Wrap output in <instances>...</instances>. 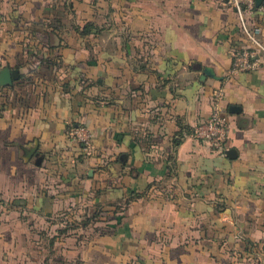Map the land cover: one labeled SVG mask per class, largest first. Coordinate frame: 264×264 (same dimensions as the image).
<instances>
[{
    "label": "crops",
    "instance_id": "0c3cea01",
    "mask_svg": "<svg viewBox=\"0 0 264 264\" xmlns=\"http://www.w3.org/2000/svg\"><path fill=\"white\" fill-rule=\"evenodd\" d=\"M248 44L223 0H0V264H264ZM220 88L225 153L194 138Z\"/></svg>",
    "mask_w": 264,
    "mask_h": 264
},
{
    "label": "built area",
    "instance_id": "2783aa9c",
    "mask_svg": "<svg viewBox=\"0 0 264 264\" xmlns=\"http://www.w3.org/2000/svg\"><path fill=\"white\" fill-rule=\"evenodd\" d=\"M223 4L226 9L236 12L240 35L249 43L234 52L229 74L236 75L264 69V30L255 18L259 13L264 12V0L259 6L256 0H223ZM2 63L0 56V69ZM224 97L225 91L222 88L213 92L210 115L194 130V138L216 153H225L227 150L229 123L222 107ZM69 135L83 145V151L87 156L94 153L93 134L87 126L72 128Z\"/></svg>",
    "mask_w": 264,
    "mask_h": 264
},
{
    "label": "water",
    "instance_id": "95a60500",
    "mask_svg": "<svg viewBox=\"0 0 264 264\" xmlns=\"http://www.w3.org/2000/svg\"><path fill=\"white\" fill-rule=\"evenodd\" d=\"M256 1L258 6L263 3V0H256ZM203 72L210 77H216L214 71L209 67H204ZM18 78H19L18 71L12 70L10 67H5L0 69V86L13 85L14 80Z\"/></svg>",
    "mask_w": 264,
    "mask_h": 264
}]
</instances>
